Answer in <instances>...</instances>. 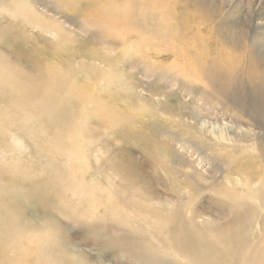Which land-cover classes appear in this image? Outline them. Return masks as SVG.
<instances>
[{"label":"rangeland","instance_id":"1","mask_svg":"<svg viewBox=\"0 0 264 264\" xmlns=\"http://www.w3.org/2000/svg\"><path fill=\"white\" fill-rule=\"evenodd\" d=\"M180 43L196 44L201 50L198 58L203 60L194 65L208 60L206 70L211 74L206 76L218 70L223 75L218 88L228 89L231 101L223 94H213L202 75L197 74L201 77L197 79L196 73L184 70L173 57L166 59L168 46ZM0 57L6 66L0 62V151L7 153L5 162L10 163L6 168L0 163V177L4 178L0 196L5 198L0 202V214L5 215L0 216L4 219L0 228L8 224L6 231L13 232L18 224L26 226L25 233L45 239L42 251L53 242L54 261L157 264L148 253L122 249L119 236L132 235L149 238L163 252L164 261L167 257L188 264L176 250L161 245L160 240L167 239L162 233L150 236L149 225L155 223L150 218L155 215L170 222L173 214L189 205L195 218L199 214L211 219L212 225H226L231 218H224L221 207L224 185L228 186L223 160L234 152L232 166L238 163L243 175L254 169L256 161L264 164V151L259 149L244 161L239 150L242 143L233 133L237 129L252 131L250 144L258 142L264 147V128L246 110L264 92V0H0ZM13 67L21 73H13L15 79L10 81ZM54 73L62 75V82L67 80L72 90L83 92L82 96H69L60 89L56 101L52 98L47 104L43 98L41 103L43 96L33 87L42 86ZM186 74L190 76L186 83L201 90H180L177 97L169 96L178 89L172 88L169 78L181 79ZM204 96H215V102L210 104ZM201 104L209 111L204 112L208 124L219 122L232 130L230 144L238 149L208 141L206 130L200 132L199 123L204 120L197 108ZM189 123L195 125V131L190 128L194 136L209 144L208 149L194 140L190 145L200 146L198 153L187 148V139L178 140ZM13 137L24 145L19 154ZM164 147L172 156V172L162 159ZM80 157L88 162L80 163ZM177 163L188 164L189 171L180 170ZM191 168L196 175L188 179L183 170L190 172ZM82 169L85 171L80 172ZM76 172L81 176L86 172L89 181L97 177L108 188L111 179L113 185L103 194L96 193L97 201L87 195L72 196L68 190L59 204L65 194L52 199L49 185L57 190V177L73 181L79 179ZM198 174L210 184L199 185ZM110 193L111 203L107 201ZM135 197L139 204L127 205ZM104 205H110L114 213ZM8 210L15 219H10ZM27 245L33 249L22 256L23 262L44 264L39 261L42 256L36 241Z\"/></svg>","mask_w":264,"mask_h":264},{"label":"bare ground","instance_id":"2","mask_svg":"<svg viewBox=\"0 0 264 264\" xmlns=\"http://www.w3.org/2000/svg\"><path fill=\"white\" fill-rule=\"evenodd\" d=\"M169 30H171V29H169ZM161 33H164V32L161 30ZM164 34H166V33H164ZM145 49H147V48H145ZM205 50L206 49H203L202 51H205ZM165 53L166 54L164 56L166 57V59L173 57L174 62H177V63L179 62L184 70H188L190 73H196V77H197V74H199L198 76L202 75L201 76L202 79L204 78V80H205L206 84H208L209 88L214 91L213 94H223V96H225L224 99H226L227 101L232 100V97H231L232 95L229 93V90L227 88H226L227 89L226 92L223 90L224 88H221V89L218 88V84H219L218 79H220L223 75L222 76L219 75V72L217 70L218 69L217 66H216L217 67L216 70H217L218 74L216 73L214 75V72L212 71L213 75L206 76V74L209 71V70L208 71L206 70V66L209 64L208 60H206V62L203 61V64L200 66L194 65L195 62H197V61L202 62V60H203V59L200 60L198 58L201 54V50L198 49L196 44H188V43L187 44L180 43L178 45H171L170 44L168 46L167 50L165 51ZM202 53L204 54V52H202ZM161 54H163V53H161ZM218 54H221V53L219 52ZM205 57H206V59L209 58V56H205ZM3 59L0 61L1 64L3 63ZM204 60H205V58H204ZM229 61H230V59H229ZM4 65L5 64H2L3 68L6 67V66L4 67ZM215 68H213V69H215ZM12 69H14L15 72L13 71L11 73L10 81H12V79H15L12 76L13 73H16V76L21 73L20 72L21 70H16L15 67H13ZM26 69L30 71V69L28 67H26ZM146 71H148V70L146 69ZM226 72H228V71H226ZM180 73H182V71H180ZM145 74H147V73H145ZM210 74L208 73V75H210ZM50 76H51L50 80L47 79L48 80L47 82L45 80V82L42 84V86L33 87L35 89V91L37 92V94L39 95V97L43 96L41 99V103H43V101H44L43 98L45 99L44 102L47 104L50 103V100L52 98H53L52 99L53 101H56L57 100L56 94L60 89H63V91L69 96H74L76 98H79L82 96L83 92H76V91L72 90L71 87L69 85H67L68 83H67V80L65 78H64V80H66V81L62 82V79H61V78H63V77H61L62 75H60L58 73H54V74H51ZM145 76H148V75H145ZM152 77L149 76V78H152ZM201 77H197V79H201ZM163 78L166 79L165 77H163ZM189 79H190V76L187 74L185 75L184 78L181 77V79H179L178 76L177 77H175V76L170 77L169 80L172 83V85H171L172 88L177 86L178 89L171 92L169 94V96L177 97L176 95L178 94V92L180 90H185V91L188 90V92L189 91L193 92V90H197V89L201 90L200 87L189 86L188 83H186V82H189L188 81ZM169 80L167 79L166 81H169ZM260 88H262V87H260ZM12 93L15 94L14 91H12ZM204 94H206V93H204ZM83 98H85V97L83 96ZM202 99L206 100L210 104H213L215 102L216 97L214 96V98H207L204 96V97H202ZM198 102H200V101H197V103ZM47 104H45V105L47 106ZM199 108H201V109H199ZM199 108H197V110L199 111V114H200L198 116H199V118H201V120H204V121L199 123L201 121L200 120L198 122L200 127H199V125H198V127H199L200 132H204V129H205L206 130L205 134H209L208 141L219 142L222 145H225L224 147H228L231 145L230 147H232V149H238V146H236L234 144H230V143H233V137L231 135L232 130L229 127L227 128L226 126H222V124L221 123L219 124V122H214V123L208 124V122L204 118V116H205L204 112H206V111L209 112V111L204 108L203 104L199 105ZM246 110H249L248 116L252 120H254L255 123L262 125V127L264 128V92L259 93L258 97L254 98L250 102V106ZM214 111H216V110H214ZM194 113L195 112L193 111V114ZM101 114H102V112H101ZM101 114H99V117ZM102 115H103L102 117L105 116L104 114H102ZM195 115H196V113H195ZM198 116H197V118H198ZM193 117H194V115H193ZM74 120H76V119H74ZM207 125L210 128L207 127ZM190 128H194V131L196 129L195 125L193 127L192 124L189 123V127L187 129L182 128L183 132H182V134H180L181 136H180V139L178 138V140H182V142H183L185 140H183L182 138L187 139L188 141H186V142L187 143L189 142V143L186 144V146H187V148L189 147L188 149L192 148V150H194L195 148H193L192 145H190V144L192 142L194 143V140H199L200 142L198 145H200L202 148L205 147L208 149L209 144H207L203 140H200L197 136H194V134L191 132ZM170 133H171V131H170ZM174 133L175 132H173V134ZM233 133L238 137L239 141L242 143V145H239V147H240L239 150H242L240 156L243 155L244 161L247 160L246 157L248 155H251V153L256 152L258 149H259V151H264L263 145H261L259 147L258 142L250 144L249 141H252L251 139H253V137H254V136H252V131L243 132L241 129H237V131H233ZM175 136L177 139V135H175ZM178 136H179V134H178ZM203 136H204V134H203ZM72 141H73V139H72ZM13 142H14V146H16L15 149L17 148V152H18L17 154H19L23 150L24 145L22 144V141L20 139H17V137H16V139L15 138L13 139ZM76 143H78V142H76ZM197 143L198 142H196L195 144H197ZM199 147L195 149L196 151H199L198 153H200L202 150ZM183 148H185V147L183 146ZM98 152H100V151H98ZM83 153H84V149H83ZM162 153L164 156V157H162V159L165 160L164 163L168 166L169 171L172 172L173 168L172 169L170 168V166H172L171 165L172 159L169 157V156H171L170 151L166 147H164V149L162 150ZM6 156H7V153H5V151H0V163H2L3 166H5V168L8 167V164L10 165L9 162H5ZM17 158H19V157L13 158L10 162L12 164H14L18 160ZM71 158H73V157H71ZM78 161L81 163L82 158L80 157V159H78ZM175 161H174V163H175ZM223 161H224L223 165L225 167L223 170L224 183L228 184V186L224 185V192H223V196H222L223 198L221 200V207H222V210L224 212V218H226L227 215H228L229 219L231 218L230 220H228V224H226V225H222V224L219 225L218 224L216 226L212 225L211 219L204 217L202 215H199V214L197 215V218H195V216L193 215L192 209L188 208L189 205H186V208H185L186 210L173 214L170 222L165 221L164 220L165 218L157 217L155 215L152 218H150L151 222L155 221L154 224L149 225L150 236L156 238V237H158V233H162V235L166 236L167 239L160 240L161 245L165 248H168V249H171L174 251L176 250L179 258L185 259L188 262V264H264V164L261 166V161H256V163H254V169L251 172H245L243 175L241 173V169L238 167V163L235 164L234 166H232L234 163H236V162H234L235 161V153L234 152L231 153L230 156H227V158L224 159ZM251 161H252V159H251ZM87 162H88V160L84 159L82 161V164H86ZM168 164H170V165H168ZM177 164H178L180 170L185 168V170L189 171V169H190L188 164L187 165H182L181 163H177ZM189 164L191 166V162H189ZM11 167H12V165H11ZM9 169H12V168L9 167ZM9 169H8V171H9ZM185 170H183V173L186 174L185 177L190 179L192 177L191 174H193V176L195 177L196 172L193 171V168H191L190 172H188V171L185 172ZM81 171H85V170L82 169V170H80V172ZM178 172L177 173L175 172V174H178ZM83 174L84 175H82V176H81V174L80 175L78 174L77 177H79V179L76 178L73 181H65V179H63L61 177L60 178L57 177V180H60V184L57 185V186H60V187H58L60 190L57 191L58 188H57V190H55L52 187L53 185H49L51 187V190H53V189L54 190L53 191L49 190L48 193H50V194H48V195L52 199H54V197L55 196L57 197L58 194L63 195V193H64L65 195L62 197V199L60 200V203H59V204H61L63 202V200L67 198L66 194H67L68 190H70L72 192V196L78 195L79 197H81V196L84 197L87 195V198H90V197L96 198L97 194H99V193L103 194L104 192H106L105 189H109L113 185L111 183V179H108V182L110 184L109 188L104 187V185L101 184L102 182L98 181L97 177H96L97 179L93 178L97 182L93 179H92V181H94V182H92V181H89L88 179L85 178L86 172H84ZM7 175H8V178H10V175L9 174H7ZM1 176H3V175H1ZM71 177H72V175H71ZM81 181H83V183H81ZM196 182L199 185L200 184H205V185L210 184V180L207 179L206 177H204L202 174H198V178L196 179ZM0 184H4V178H2V177H0ZM171 188L174 190V193L178 199L180 196H178V190L173 185V182H171ZM185 192H186V190H185ZM98 196L99 195H97V197ZM124 196H122V197H124ZM101 197H102V195H101ZM125 197H126V199H128V196H125ZM107 198H105V199L103 198L105 200V202H106V199L110 203L114 201L111 193ZM52 199H50V200H52ZM2 200L5 201V198L0 196V202H2ZM95 200L97 201V199H95ZM124 202H125V200H124ZM138 202H137L136 197H135L133 199L128 200L127 205L137 206L139 204ZM100 203H99V205H100ZM108 203H106V204H108ZM121 204H123V203H121ZM124 204L126 205V203H124ZM110 205L108 207L109 209H110ZM112 205H114V204L112 203ZM103 207L107 208L105 205ZM73 210L74 209L70 210L71 212H69V213H73L72 212ZM113 210H111V211L114 213L115 210L114 211ZM10 212H11L10 210L7 211V213L11 216L10 219L11 218L15 219L14 218L15 216L13 214H12L13 215L12 216L10 214ZM140 212H141V210H140ZM62 213H63V211L61 212V214ZM131 213H134V211L133 212L131 211ZM45 214H46V212H45ZM50 214H52V212H50ZM161 214H162V212H161ZM2 215L3 214H0V216H2ZM3 216H5V215H3ZM168 218H170V217H168ZM168 218H166V219H168ZM3 220L4 219L2 217H0V221H3ZM235 226H236V230L234 231L233 228ZM23 227H26V226H22V225L20 226L18 224L17 229L13 232L6 231L8 228V224H3L2 228H0V264H26L23 262L22 256L28 255L29 252H31V250L33 249V247L27 245V243L33 244V242H35V241L39 247V250H40V253L42 256L41 258H39L40 262H42L44 264H62L61 263V262H63L62 258H57L56 259L57 261L56 260L54 261V259H53V253L55 252L53 250V248L55 247L53 242L50 243V246L47 248V250L42 251L41 248L46 243L45 239H41L39 237L40 236L39 234H38L39 236L38 235L33 236L29 232L25 233V231H23ZM100 229H101V231L104 230L103 228H100ZM101 231L97 230V233L99 234ZM111 232H112V229H111ZM136 232L138 233V230H136ZM134 234H136V233H134ZM37 236L39 237V239L36 238ZM121 237L119 236L118 242L122 243V249L124 251H128L129 248H133L136 251L140 250V251L144 252L145 254L148 253L149 258L151 260L155 261L157 264H183L181 262L170 260L167 257H166L167 260L164 261L163 259L165 256H164L163 252L155 244H153L151 242V240L147 237H134L131 235L129 237L123 236L125 238L123 239V237H122V239L120 240ZM229 238H230V241H229ZM112 239H113V237H112ZM115 239L116 238H114V241L112 240L114 243L117 241V239L116 240ZM123 243H124L125 247L123 246ZM8 249H10V250H8ZM9 253H12V255L7 256ZM132 253L136 256H142L141 254H138L136 252H132ZM51 256H52V260H51Z\"/></svg>","mask_w":264,"mask_h":264}]
</instances>
